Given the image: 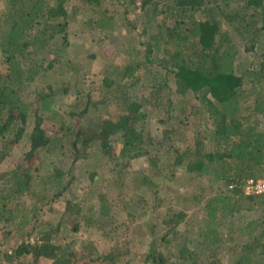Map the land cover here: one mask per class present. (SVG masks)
<instances>
[{"label":"trees","instance_id":"1","mask_svg":"<svg viewBox=\"0 0 264 264\" xmlns=\"http://www.w3.org/2000/svg\"><path fill=\"white\" fill-rule=\"evenodd\" d=\"M126 1L134 7V0H110L108 6L104 0H0V55L5 60L0 67V142L4 151L21 139L28 141L21 161L0 171V264H264V221L228 229L239 242L226 250L220 227L229 216L255 212V204L264 201V195H243L240 187L245 178L264 172V131L252 118L264 117V48L256 52L264 31V0H166L151 9H143L150 0H140L136 7L142 18L157 16L159 22L147 20L139 29ZM76 17L85 18L94 34L125 31L133 44L124 52L126 59L96 73L86 63L64 60L59 47L68 43L67 26ZM238 42L256 53L255 63L240 73L235 71ZM47 71L57 73L59 85L37 87L33 99L22 96L25 86ZM89 73L97 78L86 85ZM69 93L75 101L63 111L59 99ZM149 117L160 125L161 136L151 135ZM94 141L113 172L106 179L119 198L130 180L154 188L157 213L154 222L144 223L150 240L138 258L126 257L129 251L119 248L105 253L93 246L80 249L79 219L101 234L113 232L108 189L85 206L87 214L74 208V197H64L72 196V167L43 168L49 156L64 158L65 145L72 148L71 163L86 158ZM35 154L38 161L32 164ZM133 159L144 161L145 169H134ZM96 176L97 171L89 173L95 186ZM159 178L166 179L168 190L180 184L184 194L159 195ZM231 183L236 186L228 189ZM62 197L67 211L52 225L43 214ZM188 198L194 203L204 199L205 217L197 229L186 203L174 208ZM134 201L130 197L125 203ZM11 233L20 236L9 247L3 241Z\"/></svg>","mask_w":264,"mask_h":264},{"label":"rangeland","instance_id":"2","mask_svg":"<svg viewBox=\"0 0 264 264\" xmlns=\"http://www.w3.org/2000/svg\"><path fill=\"white\" fill-rule=\"evenodd\" d=\"M110 0H104V3L106 6H108ZM120 2L123 0H119ZM133 1V0H132ZM166 0H150L147 2V4L143 7V9H151L155 3H164ZM130 2V1H128ZM126 1V4L128 6V9L132 12L131 19L134 21L135 24H137V28L139 29L143 22H146L147 20L152 24L159 22V17L154 16L153 18L150 17V19L145 15L144 18H142L143 13L137 9V3L135 1L133 2L134 7L131 3H128ZM85 5L84 2L81 3V6ZM140 5V4H139ZM126 6V5H125ZM153 9V8H152ZM82 13V12H81ZM89 16H86L85 18L88 19ZM85 18H79L76 17L75 21H72L67 26V38L68 43L64 45L63 47H59L62 49L63 59L64 60H70V61H76V62H82L83 65L86 63L91 67L90 70H93L98 72L101 68L105 67L107 64L110 66L119 64L122 60L124 61L126 56L124 55L125 50L128 48V46L133 45L132 40L127 38L125 36V31H118L115 29L114 31L105 32L104 35L102 34H94L92 33L89 28L85 25ZM151 31V30H149ZM240 44L239 53L237 57V65H236V73H240L243 69H246L250 67L252 63H255V56L256 53L252 52H246L242 48V43L238 42ZM264 48V31L262 33L260 43L258 47L256 48V52H259ZM92 55L91 57H88V55ZM5 64L4 57L0 55V67ZM85 64V65H86ZM86 65V66H87ZM61 71V70H60ZM41 73V72H40ZM36 75L35 79L28 83L24 90L22 96H27V98H34L33 92L34 89L37 87H45L46 85L50 84L53 86L59 85V77L57 73H48L45 72L43 74ZM90 75H86L85 77V84L88 85L90 81H94L97 77H94L91 73ZM98 74V73H97ZM132 90V89H131ZM137 90L133 89L132 91ZM142 92L141 90L137 91V94L140 95ZM29 96V97H28ZM178 101H181L180 98H176ZM75 101V96L71 93L69 94H63L60 96L59 99V105L61 107V110L66 111L71 109V104ZM94 101V99L92 100ZM187 100L185 99V102ZM193 102V101H192ZM187 103V102H186ZM189 103V101H188ZM245 105V104H244ZM242 105V107L244 106ZM249 112L244 110L243 115H249ZM252 118L256 119L258 121V127L259 129L264 131V117L261 116H255L253 115ZM251 118V119H252ZM253 119V120H254ZM69 120V118H68ZM154 117H149L147 120L148 122V129L150 130L151 135L153 136H161L163 134L162 130H158L159 124L158 122L154 121ZM74 122V121H73ZM76 125V124H75ZM32 126V124H30ZM181 128V131L183 127H185V124H181L179 126ZM47 131H52L51 128H47ZM183 133V132H182ZM187 138L189 137L188 134L185 135ZM180 139L184 140V135L179 136ZM93 139V138H92ZM28 141L26 142V139H21L19 142H17L14 146H7L4 151L2 148H4V144L0 142V155L3 154V157L0 156V171L5 170L8 168L13 167L15 164H17L19 161H21L22 157L28 150ZM150 149L153 152H156L158 150L157 147H150ZM7 150V151H6ZM7 153H6V152ZM64 151V158L61 154H55L48 157V160L43 168H49L54 169L56 167H60L64 171L67 170L69 166L72 168L71 170V176H74L73 180V188H72V196L68 193L65 194V199H73L71 201L72 204H74V208L76 209V206H80L81 211L85 213H90L89 211H86L85 206L89 205V203L97 202V195L100 191L106 190V197L111 203V219H114L115 222L111 223L108 228L113 229L112 231H108L106 229L103 234H101V231L95 228H87L84 226V221L79 219L80 221V229L77 232V237L79 243V248L87 251L88 248H85L87 246H90L95 248L99 253H105L109 250H114L116 248H119L120 251H126L128 250V254L126 257H135L138 258L142 255V249H147V244L150 240V235L148 234V228L147 226H144V223L149 219V221L154 222L153 214L157 213L155 209L154 204V188L153 187H141V186H135L133 181L130 180L124 187V196L122 198H119L118 191L114 190L111 186V184L108 185V180L106 178H111L113 175V172H110L108 168L104 165V161L101 159V151L99 149V143L94 141L89 148L86 149V158L84 159H78L74 163H71L72 159V148L68 145L63 146ZM4 152V153H2ZM159 152V150H158ZM38 156L40 153H36ZM33 155L32 159L30 160L32 164L36 163L38 161V156ZM52 160V161H51ZM133 161V162H132ZM131 161V166L136 168H144L146 166V163L144 161H140L137 159H133ZM46 169V170H47ZM92 171H97L98 176L95 178L98 179L96 181L97 186L90 183L89 173ZM70 177V175L67 174L66 178ZM159 185L161 188H158L159 195L163 194L164 192H170V193H180V196L184 194L185 189L181 188L180 184L177 185H170L171 189H166V187L169 185L166 179L159 178L158 180ZM210 193V192H209ZM208 193V194H209ZM252 196V195H251ZM259 196V195H256ZM134 199L135 201L132 204H126L128 198ZM208 197V196H207ZM260 201L263 199V197H256ZM65 199L62 197L59 200H57V204H54L52 207L54 208L53 211H47L44 212L43 215H45V219L48 220L52 225L57 223L59 220V217L61 213H63L65 210ZM180 197H176L174 199V204L179 201ZM193 201V200H192ZM190 201V198L183 199L181 202L175 206V210L180 209V205L182 203H186L187 209H185L186 214L188 215V218L191 220L195 228L199 225H202L203 219L205 217V210L203 209V203L204 199H201L200 202L194 203ZM256 202V201H255ZM257 203V202H256ZM76 205V206H75ZM165 205L160 207L161 211H164L163 207ZM253 210H240L237 213H235L233 216H229L224 220V222L221 224V230L223 234V250H226L227 248L234 247V244L239 242V239L236 237V234H232L228 232V229L236 226L242 227L245 223L250 222L252 220H255L257 223V226L259 224H262L264 221V201H261L260 205L258 206L255 204ZM83 214V213H82ZM142 214H146L144 218H142ZM76 215V212L72 214L73 218L77 220L80 216L74 217ZM81 215V214H80ZM72 216L70 219H72ZM233 222V223H232ZM65 225V226H64ZM115 225V226H113ZM64 226V227H63ZM69 226V223L63 224L62 227L67 229ZM179 227H184V225H179ZM219 227V228H220ZM147 228V229H146ZM67 231V230H65ZM104 231V230H103ZM2 234H0V237ZM20 234L17 233H11L9 236V239L3 241V244L6 246H9L15 242H17ZM158 241H161L162 238H157ZM1 240V239H0ZM245 240V239H244ZM85 248V249H84ZM159 248V247H158ZM224 261L227 262L229 259V253H226ZM45 262L41 261L40 264H45Z\"/></svg>","mask_w":264,"mask_h":264},{"label":"built area","instance_id":"3","mask_svg":"<svg viewBox=\"0 0 264 264\" xmlns=\"http://www.w3.org/2000/svg\"><path fill=\"white\" fill-rule=\"evenodd\" d=\"M137 5L140 4V0H134ZM236 186L235 183H231L227 186L228 189H233ZM241 192L245 196L264 195V172L259 177H247L240 184Z\"/></svg>","mask_w":264,"mask_h":264}]
</instances>
